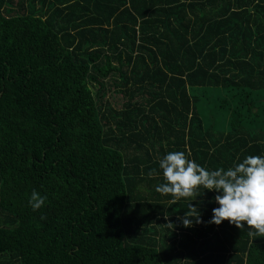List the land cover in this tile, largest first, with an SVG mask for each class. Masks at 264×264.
<instances>
[{"label":"trees","instance_id":"trees-1","mask_svg":"<svg viewBox=\"0 0 264 264\" xmlns=\"http://www.w3.org/2000/svg\"><path fill=\"white\" fill-rule=\"evenodd\" d=\"M0 264H264V0H0Z\"/></svg>","mask_w":264,"mask_h":264}]
</instances>
